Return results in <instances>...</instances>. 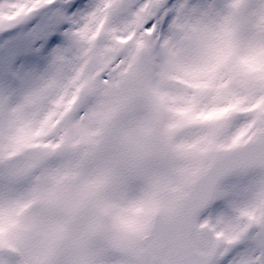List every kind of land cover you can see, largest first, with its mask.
I'll return each instance as SVG.
<instances>
[{
  "label": "snow or ice",
  "instance_id": "1",
  "mask_svg": "<svg viewBox=\"0 0 264 264\" xmlns=\"http://www.w3.org/2000/svg\"><path fill=\"white\" fill-rule=\"evenodd\" d=\"M0 264H264V0H0Z\"/></svg>",
  "mask_w": 264,
  "mask_h": 264
}]
</instances>
